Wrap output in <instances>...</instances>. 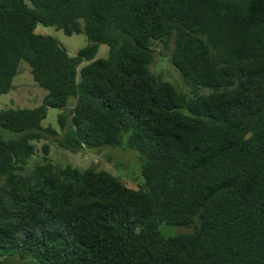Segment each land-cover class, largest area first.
Masks as SVG:
<instances>
[{
	"label": "trees",
	"instance_id": "1",
	"mask_svg": "<svg viewBox=\"0 0 264 264\" xmlns=\"http://www.w3.org/2000/svg\"><path fill=\"white\" fill-rule=\"evenodd\" d=\"M22 63L48 95L0 114V264H264V0H0V97ZM49 141L135 152V187Z\"/></svg>",
	"mask_w": 264,
	"mask_h": 264
},
{
	"label": "rangeland",
	"instance_id": "2",
	"mask_svg": "<svg viewBox=\"0 0 264 264\" xmlns=\"http://www.w3.org/2000/svg\"><path fill=\"white\" fill-rule=\"evenodd\" d=\"M36 32L46 36H53L60 44L67 49L70 56H76L80 50L88 45L87 38L84 34L65 35L62 31L56 30L54 27H45L39 25ZM110 52L109 47L101 45L97 58L106 59ZM167 65V64H166ZM175 70V69H174ZM169 72V69L166 70ZM176 74H171V79H177ZM48 95V92L38 87L32 78L31 68L28 64L22 63L20 72L13 82V89L6 95L0 97V114L4 109H24L35 108L43 103V98ZM58 110L49 108L48 118L43 122L45 128L51 126L58 130ZM0 134L16 138L15 134L0 128ZM50 145L51 156L56 162L64 164H72L79 169H87L93 165H98L100 168L107 170L114 175H121L129 184L130 187H135V179L139 173L141 162L139 155L133 151L124 150L123 148L107 147L102 154H97V150H86L80 153H70L60 149L55 142H48ZM122 149V150H120ZM110 156V157H107ZM113 158L111 160L110 158ZM185 228H170L168 235H176L179 233H188ZM14 262V261H13ZM11 264H20L17 261Z\"/></svg>",
	"mask_w": 264,
	"mask_h": 264
}]
</instances>
